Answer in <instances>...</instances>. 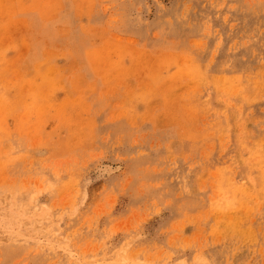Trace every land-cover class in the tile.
<instances>
[{
  "label": "rangeland",
  "instance_id": "1",
  "mask_svg": "<svg viewBox=\"0 0 264 264\" xmlns=\"http://www.w3.org/2000/svg\"><path fill=\"white\" fill-rule=\"evenodd\" d=\"M0 264H264V0H0Z\"/></svg>",
  "mask_w": 264,
  "mask_h": 264
},
{
  "label": "bare ground",
  "instance_id": "2",
  "mask_svg": "<svg viewBox=\"0 0 264 264\" xmlns=\"http://www.w3.org/2000/svg\"><path fill=\"white\" fill-rule=\"evenodd\" d=\"M56 238V237H55Z\"/></svg>",
  "mask_w": 264,
  "mask_h": 264
}]
</instances>
